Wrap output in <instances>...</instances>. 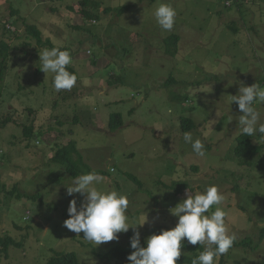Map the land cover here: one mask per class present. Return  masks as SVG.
I'll list each match as a JSON object with an SVG mask.
<instances>
[{
    "label": "rangeland",
    "instance_id": "1",
    "mask_svg": "<svg viewBox=\"0 0 264 264\" xmlns=\"http://www.w3.org/2000/svg\"><path fill=\"white\" fill-rule=\"evenodd\" d=\"M81 2L0 0V43L8 45L0 56V238L23 243L11 245L8 257L1 252L0 264H45L58 252H74L79 264H118L96 254L134 251L131 227L99 246L64 227L70 201L79 208L84 200L67 194L76 177L51 161L70 141L80 153V175L89 168L102 177L97 187L126 194L132 223L147 214L135 229L141 241L175 227L178 217L169 209L215 185L229 233L252 240L217 264H264V136L253 138L262 144L256 155L236 157L242 112L230 102L241 83L264 89V0ZM161 3L176 9L171 31L155 20ZM126 4L132 6L118 15L115 8ZM83 9L100 16L89 20ZM27 24L71 54L68 66L78 72L71 90L57 92L54 74L39 68V52L49 48L36 44ZM172 34L178 35L174 55L167 51L174 50ZM254 107L264 123V104ZM116 112L123 124L112 131ZM182 117L194 122L188 133L204 143V157L184 141ZM23 125L33 126V138Z\"/></svg>",
    "mask_w": 264,
    "mask_h": 264
},
{
    "label": "clouds",
    "instance_id": "2",
    "mask_svg": "<svg viewBox=\"0 0 264 264\" xmlns=\"http://www.w3.org/2000/svg\"><path fill=\"white\" fill-rule=\"evenodd\" d=\"M155 20L161 29L171 31L174 27L177 12L169 3H161L154 12ZM39 68L44 73H52L54 89L57 92L71 90L77 82V76L67 70L72 63V56L67 50L59 47L39 52ZM231 84V83H229ZM230 102H236L242 115L238 124L243 135L255 138L257 134L264 136V123L260 122V113L254 105L264 104V89L256 83L246 86L240 84L238 93L231 95ZM183 139L190 143L193 152L199 156L206 155L205 145L201 139H193L191 133L185 132ZM102 177L94 172L77 176L66 186L69 196L80 193L84 196L80 207L72 199L68 206L69 218L63 224L69 231L85 241L99 246L119 239V233L134 229L131 248L134 249L127 259L130 264H177L181 256L182 245H205L193 264H217V258L228 253L237 239L229 233L226 225V211L221 207L223 194L217 186H208L203 192H191L187 198L169 209L178 217L175 227L153 233L146 238L143 245L136 226H143L148 219L147 214L139 222L132 223L126 214L129 208L128 196L117 190L106 191L97 187ZM216 206L214 211H210Z\"/></svg>",
    "mask_w": 264,
    "mask_h": 264
},
{
    "label": "trees",
    "instance_id": "3",
    "mask_svg": "<svg viewBox=\"0 0 264 264\" xmlns=\"http://www.w3.org/2000/svg\"><path fill=\"white\" fill-rule=\"evenodd\" d=\"M89 0H82V5L85 6L88 3ZM132 5L126 4L122 5L118 8H115L116 12L118 15H121L123 12L127 11ZM108 12H111L114 10V8H109ZM82 13L89 18V20L93 19H98L99 14H97L94 11H88L83 9ZM26 30L29 34H32L34 39L36 40V44L39 47H46V48H53L57 47L53 43H51L48 39L43 40L42 33L41 31L34 25V24H27ZM171 41L174 47L173 52L170 50H167L168 53L174 55L177 52V41H178V35L177 34H172L169 36L167 41ZM0 56L1 55H6V51L8 49V45L5 42L0 43ZM67 70L71 73L76 74L78 78V72L74 68L67 66ZM38 72V70H37ZM172 81V78L171 80ZM3 123H7V118H5ZM181 123V129L183 132H188L192 130L195 127L194 122L191 120L189 117H182L180 119ZM123 121H122V115L118 112L112 113L109 118V123L108 127L110 130L115 131L117 130L120 126H122ZM23 130L24 134L28 138H33L34 137V132H33V126H25L23 125ZM258 139L262 138L260 134H257ZM261 141V139L259 140ZM262 149V144L257 143L253 141V137L243 135L242 133H239L236 137V145L234 147V154L236 157L239 159H245L249 156H254L256 155L260 150ZM80 155L79 151L76 148V143L74 141H70L67 145L64 147L60 148L54 156H52L51 161L54 163H59L65 166L66 170L68 173H70L73 177H77L80 175L82 172H80V166L81 162L78 160L75 156ZM195 169V167H194ZM87 173H89V168L86 169ZM130 179H132L134 182H136L139 186H141L140 181L133 175H128ZM261 235H264V229L260 231ZM263 236H260L259 239H262ZM251 239L248 237H245L243 239H236L234 246L233 247H246L251 244ZM141 245H143L145 242L141 241ZM13 245L14 247H22L23 243L22 242H17L15 241L12 237L6 236L5 238H0V253L4 252L5 256L8 257V251L9 247ZM199 251V252H198ZM204 251L203 245H200L199 243L196 245H191L185 242L182 245L181 249V256L177 261V264H193V260L196 259V257ZM132 251H124L121 250L118 247L111 248L109 251L103 254H96L99 256V258L106 260L107 262L112 261L113 259L119 264V260L124 259L128 257V255ZM223 256V255H222ZM45 264H79L77 255L74 252H58L55 253L51 258L47 260Z\"/></svg>",
    "mask_w": 264,
    "mask_h": 264
},
{
    "label": "built area",
    "instance_id": "4",
    "mask_svg": "<svg viewBox=\"0 0 264 264\" xmlns=\"http://www.w3.org/2000/svg\"><path fill=\"white\" fill-rule=\"evenodd\" d=\"M226 2H227V4H226V3H225V4H226L227 6H229V5H230L229 1H226Z\"/></svg>",
    "mask_w": 264,
    "mask_h": 264
}]
</instances>
